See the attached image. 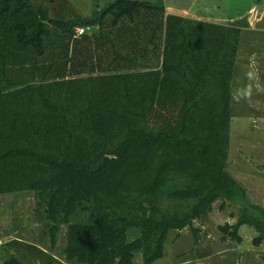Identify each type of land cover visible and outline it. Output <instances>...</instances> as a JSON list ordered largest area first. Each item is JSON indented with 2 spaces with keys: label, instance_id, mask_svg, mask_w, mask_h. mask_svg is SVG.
<instances>
[{
  "label": "trees",
  "instance_id": "1",
  "mask_svg": "<svg viewBox=\"0 0 264 264\" xmlns=\"http://www.w3.org/2000/svg\"><path fill=\"white\" fill-rule=\"evenodd\" d=\"M254 3L249 24H264V0ZM222 20L163 0L69 18L0 0V197L33 196L67 264H153L217 204L234 220L217 225L226 248H242L243 225L264 244V205L229 166L244 29ZM16 254L0 264H25Z\"/></svg>",
  "mask_w": 264,
  "mask_h": 264
},
{
  "label": "rangeland",
  "instance_id": "2",
  "mask_svg": "<svg viewBox=\"0 0 264 264\" xmlns=\"http://www.w3.org/2000/svg\"><path fill=\"white\" fill-rule=\"evenodd\" d=\"M32 1L46 6L52 16L69 18L75 14L90 15L96 5L104 7L111 0ZM163 2L170 12L219 17L225 19L222 20L225 24H233L229 18L247 15L254 0ZM246 18L250 17L247 15ZM235 23L239 24L240 21ZM261 30L245 29L240 43L232 83L233 88L237 85L239 92L234 88L238 96L235 97V115L231 122L229 166L234 177L248 188L251 201L264 205V31ZM239 55L249 63L242 62ZM33 199L24 192L0 197V238L4 240L0 261L14 251L25 264H67L59 256L64 236L60 234L56 247L51 246L44 224L34 221ZM228 214L221 211L217 204L210 215L196 223L200 229L197 235L189 228L182 230L179 236L171 233L164 256L153 264H264V244L260 247L252 245L257 231L249 225H243L240 229L244 233L242 248H226L228 245L222 240L217 225L229 219L233 222ZM18 234L22 236L23 247L9 248L7 241Z\"/></svg>",
  "mask_w": 264,
  "mask_h": 264
},
{
  "label": "crops",
  "instance_id": "3",
  "mask_svg": "<svg viewBox=\"0 0 264 264\" xmlns=\"http://www.w3.org/2000/svg\"><path fill=\"white\" fill-rule=\"evenodd\" d=\"M257 3H253L252 5H251V7H249L250 9H251V11H252V9H254V7H255V5H256ZM249 9V10H250ZM169 10V9H168ZM248 10V11H249ZM170 11V10H169ZM248 11H247V15L250 17V18H246V16L247 15H239L238 16V18H232L231 19V21H233L234 23L235 22H239L240 21V23L239 24H237L239 27H241V28H243L244 30L245 29H248V28H250V29H253V30H255V29H258V28H261L262 30H264V28H262L263 27V25L264 24H249V21H252V18H251V12L249 11V13H248ZM183 14H187V12H183ZM257 16V15H256ZM255 16V17H256ZM255 25V26H254Z\"/></svg>",
  "mask_w": 264,
  "mask_h": 264
},
{
  "label": "built area",
  "instance_id": "4",
  "mask_svg": "<svg viewBox=\"0 0 264 264\" xmlns=\"http://www.w3.org/2000/svg\"><path fill=\"white\" fill-rule=\"evenodd\" d=\"M86 29H89V27H84V26H77L76 27V30H77V32L79 33V34H81V33H83L84 32V30H86ZM0 243H1V241H0Z\"/></svg>",
  "mask_w": 264,
  "mask_h": 264
}]
</instances>
